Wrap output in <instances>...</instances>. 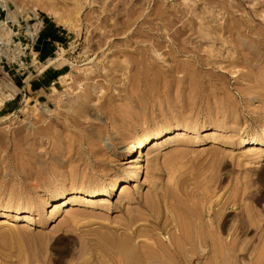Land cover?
I'll return each instance as SVG.
<instances>
[{
  "label": "rangeland",
  "instance_id": "1",
  "mask_svg": "<svg viewBox=\"0 0 264 264\" xmlns=\"http://www.w3.org/2000/svg\"><path fill=\"white\" fill-rule=\"evenodd\" d=\"M44 7L78 23L79 31L67 29ZM44 16L71 32L62 54L70 68L50 102L26 99L16 111L0 112V219L9 221L0 224V264H264V146H236L253 134L264 137V0H0L7 36ZM189 21L198 33L208 30L205 38L186 34ZM221 26L236 33L209 35ZM195 53L210 60L208 66L203 61L210 70L195 69L197 81L188 86ZM245 53L246 63L240 59ZM6 62L2 57L1 96L12 90L1 67ZM217 124L223 130H215ZM173 126L185 134L174 130L148 145L139 162L142 172L118 193H79L49 217L63 193L110 187L137 164L134 144L152 130ZM151 199L156 206L148 205ZM25 205L33 209L19 210ZM176 209L184 212L173 218ZM188 209L197 213L194 220L198 215L213 225L195 224L209 226L197 227L199 235L205 232L202 241L189 216L197 236L188 237L190 245L185 238L186 251L173 255L170 248L180 245L172 239L187 237ZM176 219L187 220V230ZM177 228L186 231L178 234ZM191 239L203 242L202 253ZM212 244H218L217 253ZM144 246L169 249L171 258L156 248L159 258L145 259L153 249L140 251ZM120 247L143 258L122 255Z\"/></svg>",
  "mask_w": 264,
  "mask_h": 264
},
{
  "label": "bare ground",
  "instance_id": "2",
  "mask_svg": "<svg viewBox=\"0 0 264 264\" xmlns=\"http://www.w3.org/2000/svg\"><path fill=\"white\" fill-rule=\"evenodd\" d=\"M55 2H56V0H55ZM4 6L6 7V8H8V6H7V4H4ZM36 9H33V11H35ZM43 11L46 13V14H50V15H53L54 17H56L57 18V20H60V22L67 28V29H73V30H76V31H79V25H78V23H74V21L73 22H68V21H63L62 19H60L58 16H61V15H57V12H54L51 8H46V7H44L43 8ZM56 11V10H55ZM33 14H34V12H33ZM190 21H192V20H190ZM189 21V22H190ZM57 22H59V21H57ZM188 23V22H187ZM186 24V23H185ZM185 26H187V28H186V30L189 32H186V34H190L191 36L193 35V34H195V33H198V32H196V30H198L199 31V28L198 29H195V25H194V23L193 22H190V24H188V25H185ZM211 27V26H210ZM209 27V28H210ZM184 28V29H185ZM201 28V27H200ZM208 28V29H209ZM219 28V27H218ZM235 27H228V28H225V27H222L221 26V28L220 29H217V28H210V30H209V32L211 33H209V35H213L214 34V36L217 34V36L219 35V33L221 32V33H223V35H225L226 33H230L229 35H231L232 34V36H233V32H235L236 33V30H237V28H236V30L234 29ZM246 28H250V27H246ZM245 28V29H246ZM183 29V30H184ZM207 29V28H206ZM232 29H234L233 31H232ZM219 30H221V31H219ZM239 30V29H238ZM208 30H206L205 31V33H204V30H203V28L200 30V33H198V34H200V37H204V34H206V32H207ZM216 32H218V33H216ZM185 33V32H184ZM237 33H240V31H238ZM243 32H241L240 34H242ZM239 34V35H240ZM7 35H10L9 34V31H8V29H7V27L6 26H4V28H3V26L2 25H0V43H2V41H4V40H2V39H6L8 42H12V36H7ZM208 35V36H209ZM221 35V34H220ZM244 36H245V34H243ZM198 36V35H197ZM206 36V35H205ZM214 36H212V37H214ZM199 37V36H198ZM210 37V36H209ZM219 37V36H218ZM239 37V36H238ZM240 37H242V35L240 36ZM193 38V37H192ZM196 38V37H195ZM205 38V37H204ZM211 38V37H210ZM215 38H217V37H215ZM243 38V37H242ZM191 38H189V40H190ZM212 39V38H211ZM214 39V38H213ZM218 39V38H217ZM216 39V40H217ZM234 39H238L237 37L236 38H234ZM2 40V41H1ZM192 40H194V39H192ZM244 41L245 39H240V41ZM191 41V40H190ZM239 41V40H238ZM189 42V41H188ZM245 42V41H244ZM240 43H242V42H240ZM190 45V44H189ZM188 46V45H187ZM186 46V47H187ZM196 47V46H195ZM188 49L189 48H187V51H188ZM194 49V48H193ZM192 49V50H193ZM191 49L189 50V53H191L190 51H192ZM211 50V49H210ZM210 50H206V51H210ZM203 51H205L204 49H203ZM194 52H197V51H194ZM231 52V51H230ZM240 52V51H239ZM0 54H2V49H0ZM3 54H6V52H4L3 51ZM210 54V53H209ZM240 54H242V53H240ZM246 55V56H245ZM245 55L244 56H241L242 58H240L241 60H242V62L243 61H245V63L247 62V60L249 59L247 56V54L245 53ZM190 56H192L191 54H190ZM208 56V55H207ZM211 56V55H210ZM233 56H235V55H233ZM233 56H232V59H233ZM237 56H240V55H237ZM205 57V56H204ZM203 57L200 55V54H197V53H195L193 56H192V59H193V61H188L190 64H189V66H188V64H187V66H188V69L190 70V72H192L193 74H194V72H195V69H199V70H201L202 72L205 70V72L206 73H208L209 74V70L206 68V69H204V63H203V61L204 62H206V60H203L202 59ZM248 58V59H247ZM191 59V60H192ZM206 59H210V57L209 58H206ZM232 59H230L231 61L230 62H232ZM237 59V61L238 60H240L238 57L236 58ZM250 59H251V57H250ZM234 60V59H233ZM65 61H69V60H65ZM210 61V60H209ZM208 61V62H209ZM208 62H206V65L207 64H210V62L208 63ZM213 62V61H212ZM214 63V62H213ZM213 63H212V65H213ZM72 64H74V63H72ZM186 64V63H185ZM233 64H234V62H233ZM186 66V67H187ZM194 66H196V68L194 67ZM208 66V65H207ZM206 66V67H207ZM235 66V65H234ZM190 67V68H189ZM211 67V66H210ZM223 68H225V66L223 67ZM185 69V68H184ZM187 69V70H188ZM198 70V71H199ZM211 71H212V69H211ZM210 71V73L212 74V72ZM191 73V74H192ZM196 73V72H195ZM189 74V75H188ZM187 74V77H189L190 76V80H192V81H190L189 80V78H188V86L189 85H191V83H193V82H195V81H197V80H195V81H193L195 78H196V76H195V74H194V76L195 77H193V79H192V76H191V74L190 73H188ZM192 74V75H193ZM201 74V73H200ZM185 75H186V71H185ZM198 75V74H197ZM65 77H68V72H67V74L66 75H64L62 78H65ZM208 77H209V75H208ZM189 82H191L190 84H189ZM68 83H70V82H68L67 81V84ZM194 84V83H193ZM195 87H196V83H195V85H194ZM192 88L193 87H191V91H192ZM2 88H0V90H1ZM194 89V88H193ZM196 89V88H195ZM3 94H4V96H1L0 95V106H2V104L4 103V100H5V98H8V97H12L13 96V93H12V90H7V91H4L3 90ZM5 97V98H4ZM190 101H191V99H190ZM193 101V100H192ZM188 102H189V100H188ZM231 104V103H230ZM222 127H224L222 124H217L216 126H215V130H223V128ZM176 128H177V126H173V127H168V128H166V129H162V128H157V129H155V130H152V131H150V133L148 134V135H146L145 137H143V139L140 141V142H138V144H134V148L132 147V149H130V151H133V150H136V162H137V164L136 165H134V166H131V167H129L130 169L128 170V173L126 174V175H124V176H122V177H120L119 179H116L113 183H112V185L110 186V187H108V188H103V189H101V190H95V189H93V190H91V191H89V188H87V189H83V188H78L77 190H76V192H77V194H72V195H68V196H64V193L62 194V197H61V199H59V200H57L56 202H54L53 203V209H52V211L50 212V216L49 217H53L54 215H56L59 211H60V209H61V206L62 205H64V204H66V203H72L73 204V202L75 201V197L76 198H79V193H89L90 194V197H92V198H103V197H106V196H110V195H112V194H115V193H118L121 189V184H123V183H128L129 181H131V180H134V179H136V177H137V175L139 174V173H141L142 172V165L139 163L142 159H143V157L145 156V149L147 148V146L148 145H150L154 140H156V139H158L160 136H162L164 133H168V132H172V131H174V130H176ZM183 130H186V131H189L190 129H189V126L188 125H186L185 126V128L183 129ZM212 133H214V131H212ZM255 133V132H254ZM184 135L185 134V132L184 131H180V130H176L175 131V135L176 136H180V135ZM216 134V133H215ZM259 145H263L264 146V137L263 138H257V135H255V134H253L252 135V137H250V138H241L240 140H239V142L237 143V145L236 146H240V147H243V146H249V147H257V146H259ZM136 146V147H135ZM108 147V146H107ZM129 150V149H128ZM261 156V160H264V153L262 154V155H260ZM92 182H94L93 180H92ZM90 183V182H89ZM86 184V183H85ZM88 186H90V185H88ZM90 188H91V186H90ZM92 189V188H91ZM149 201V200H148ZM152 201V202H151ZM151 204H148V205H153V206H156V203H154L153 202V199H151ZM158 201V200H157ZM86 203H88V204H90V205H95L96 203H95V201H90V200H87V201H85ZM154 203V204H153ZM151 208H153L152 206L149 208V209H151ZM4 209L5 210H17V207H12L11 205H6L5 207H4ZM33 209V206L32 205H25V206H22V207H20V209L19 210H21L22 212H30L31 210ZM72 209V207H70V208H68L67 210H66V212L67 213H69L70 215L71 214H73L71 211H73V209ZM184 209V208H183ZM71 210V211H70ZM153 211L155 210V207H154V209H152ZM176 210H178V212H176L177 214H175V213H173V214H175V216L173 215L172 217L173 218H175V217H178L177 215L178 214H182L183 212H184V210H182V209H176ZM183 212H182V211ZM189 210V209H188ZM195 210V209H194ZM179 211L180 212H182V213H179ZM191 211L192 210H189V212L191 213ZM192 213H194L195 215L197 214V213H195L194 211L192 212ZM192 213H191V215H192ZM199 213V212H198ZM202 213H204V212H202ZM186 214V215H185ZM194 214L191 216V215H187V213H184V215H185V217L186 216H188V218H187V220L188 219H190L191 217H192V220H194V218H195V216H194ZM69 215V216H70ZM163 215H167V214H163ZM183 215V214H182ZM182 215H180V218L181 217H183ZM201 215V214H200ZM72 216V215H71ZM189 216H190V218H189ZM164 217H166V216H164ZM200 217H202V216H200ZM168 218H169V216H168ZM185 218V219H186ZM199 218V216L197 215L196 216V219L194 220L195 222H193L191 219V221L194 223V226H195V224L196 225H198V223L200 224V222L199 221H203V219H198ZM204 218V217H203ZM185 219H183L184 221H187V220H185ZM183 220H181V222L182 223H180L179 221H178V219H176L175 221H177V223L179 222V227L180 226H184V229H186L187 230V227H185L186 225H184V223H183ZM210 221L209 219H206V221ZM130 222H131V219L129 220ZM198 221V222H197ZM201 221V222H202ZM204 221H205V218H204ZM204 221L202 222V223H204ZM205 221V222H206ZM7 223H9V221H8V219L7 218H4V219H0V224H7ZM157 223H159V222H157ZM164 223V222H163ZM189 223L191 224V222H189V220H188V232L186 231V230H183L182 228H180L181 230L180 231H182V233L184 232V231H186V233L187 234H189L190 232V235L188 236L186 233H184V234H186L185 236H187V237H183V238H180V239H175L177 236H175V238H173V237H171L170 239H172V241H173V243L172 244H177L178 242H179V245H180V247H171L170 249H172V253H174L173 255H175V252H181V250L182 249H185L186 248V244L187 243H185V245L182 243V242H187V240H185V238L186 239H188V243L190 242V239L188 238V237H190V236H193V235H195V234H192L193 233V231L195 230V228L197 229V230H201L202 228H207V226L208 225H210V223H211V221H210V223H208V222H206L205 224H206V226H204L202 223V225H200V226H202V228H199L198 226V228L195 226V228H194V226H192L193 228H191V226H189ZM192 223V224H193ZM212 225H213V223H211ZM211 225V226H212ZM217 226V225H216ZM177 227H178V224H177ZM209 227V226H208ZM213 227H215V226H213ZM219 226H217V228H212V229H214V230H218L219 228H218ZM129 228H130V226H129ZM230 228H233V227H230ZM136 229V228H135ZM138 229V228H137ZM178 229L179 228H177V232H178ZM212 229H211V233H212V235H213V232H214V230H213V232H212ZM134 230V229H133ZM132 230V228H131V231H133ZM142 229H140L139 228V230H137V231H141ZM196 230V231H197ZM200 230L198 231V234H197V232H196V234L198 235V236H200V237H202V238H200V237H198V238H200L201 240L203 239V236L202 235H204L203 233H205V232H203L202 233V235H199L201 232H200ZM228 230H229V228H228ZM136 231V230H135ZM176 231V230H175ZM174 231V232H175ZM179 231V232H180ZM190 231V232H189ZM202 231V230H201ZM210 231V230H209ZM219 232H221L220 231V229L218 230ZM173 232V233H174ZM179 232H178V234H179ZM200 232V233H199ZM216 232V231H215ZM218 232V233H219ZM230 232H231V229H230ZM229 232V233H230ZM143 232H141V234H142ZM176 233V232H175ZM194 233H195V231H194ZM232 233V232H231ZM141 234H138V236H140ZM181 234V233H180ZM192 234V235H191ZM221 234V233H220ZM219 234V235H220ZM233 234V233H232ZM137 235V234H136ZM143 235H144V233H143ZM176 235H177V233H176ZM183 235V234H182ZM197 235H195V236H197ZM211 235V234H210ZM137 236V237H138ZM172 236H173V234H172ZM205 236V235H204ZM216 236H217V233H216ZM216 236H215V233H214V237L216 238ZM131 237V236H130ZM129 237V238H130ZM136 237V236H135ZM214 237H210L211 238V243H213V244H216V243H218L219 244V246H220V241H217V242H213L214 241ZM219 237L221 238V236H217V238L216 239H219ZM133 238H134V236H133ZM178 238H179V236H178ZM191 238V237H190ZM195 239H197V240H199L197 237H194ZM125 239H128V238H125ZM124 239V240H125ZM131 239H132V237H131ZM183 241H182V240ZM195 239H191V241L192 240H194L193 242H191V243H193V244H195L196 242H198V241H196ZM124 240H123V242H124ZM128 240H130V239H128ZM167 240V239H166ZM169 240V239H168ZM176 240H180L181 241V243H180V241H176ZM185 240V241H184ZM201 240H199V241H201ZM205 240V239H204ZM170 241V240H169ZM203 241V240H202ZM233 242H234V239L232 240ZM120 242V246L122 245V241H119ZM122 242V243H121ZM126 242H128L127 240H126ZM130 242V241H129ZM128 242V243H129ZM168 242V241H167ZM171 242V241H170ZM175 242V243H174ZM205 242V241H204ZM166 243V242H165ZM164 243V245H165V247H167L168 245H169V243L167 244H165ZM203 243V242H202ZM202 243H197V244H199V245H197V247L198 246H201V244ZM211 243H210V246H211ZM153 244H155L154 242H153ZM160 244V243H159ZM171 244V243H170ZM175 244V245H176ZM213 244H212V247H210V248H214V249H216V250H212V252L214 253V252H216L217 253V250H219V246H218V244L216 245V246H214L213 247ZM118 245H119V243H118ZM162 245V244H161ZM174 245V246H175ZM181 245L183 246V247H185V248H183V247H181ZM189 245H190V243H189ZM123 247L125 246V245H122ZM155 246H157L156 244H155ZM163 246V245H162ZM162 246H159L160 248H162ZM176 246H178V245H176ZM195 247H196V244L194 245ZM123 247H120L121 249H119L120 251L123 249ZM147 247L148 246H144V248H146L147 249ZM159 247H154V248H149V250L147 251L146 249L145 250H140V251H146V252H149V251H152V249H153V254H150L148 257H146V256H144V258L145 259H148L149 260V257H151L152 256V258H153V255H155V257L157 258L158 256H159V254H160V252L162 251V255L163 256H165L164 254L166 253L167 254V251L169 250V249H166V251L164 250V248L162 249V250H159L158 248ZM201 247H203V246H201ZM216 247V248H215ZM119 248V247H118ZM126 248V249H125ZM124 248V250L125 251H127L128 253H129V251L131 250L130 248H128V247H125ZM156 248L160 251H158V254H157V252H154V250H156ZM168 248H169V246H168ZM199 248V250L201 251L203 248H200V247H198ZM188 249V248H187ZM195 249H197V248H195ZM199 250H197V251H199ZM123 251V250H122ZM125 251H123V253L122 252H120L122 255L123 254H125V255H128V256H130L129 258H131V256H133L134 255V252H133V250H132V252H133V254H132V252L130 251V253L129 254H131V255H129V254H127V253H125ZM157 251V250H156ZM164 251H165V253H164ZM184 251H186V249L184 250ZM204 250H202L201 251V253L203 252ZM152 252H150V253H152ZM138 253H140V255H141V253L142 252H138ZM138 253H136L134 256H135V258H137L138 256H139V254ZM172 253H170V251H169V254L170 255H172ZM186 253V252H185ZM184 253V254H185ZM215 253V254H216ZM158 256H157V255ZM169 254H167V257L168 258H171L170 256H169ZM199 253H197V255H198ZM124 255V256H125ZM200 255H202V254H200ZM128 256L127 257H125V258H128ZM134 256L132 257V258H134ZM143 255H141L140 257L141 258H143L142 257ZM140 257H138L137 259H141ZM154 257V258H155ZM160 257H162V256H160ZM153 258V259H154ZM159 258V257H158ZM173 258H175L174 256H173ZM176 258H179V257H176ZM197 264H200V263H197Z\"/></svg>",
  "mask_w": 264,
  "mask_h": 264
},
{
  "label": "crops",
  "instance_id": "3",
  "mask_svg": "<svg viewBox=\"0 0 264 264\" xmlns=\"http://www.w3.org/2000/svg\"><path fill=\"white\" fill-rule=\"evenodd\" d=\"M37 22L40 30L24 57L25 64L5 68L14 95L0 106L3 114L16 111L26 99L50 102L53 89L69 72L70 63L62 54L69 49L71 32L49 16L38 17Z\"/></svg>",
  "mask_w": 264,
  "mask_h": 264
},
{
  "label": "built area",
  "instance_id": "4",
  "mask_svg": "<svg viewBox=\"0 0 264 264\" xmlns=\"http://www.w3.org/2000/svg\"><path fill=\"white\" fill-rule=\"evenodd\" d=\"M40 30V24H38L37 20L34 23H25V25L21 28V33L15 32L12 35V42H8L6 39H2V45H4L5 49H2V52H6V54L0 55V60L2 61V57L6 59V65H2V69L9 68L13 65H17L18 67H22L24 62V57L26 56L31 44L37 39L38 33ZM7 46V48L5 47ZM3 47V46H2ZM18 48V53L16 54L15 49ZM17 58V59H16ZM7 66V67H5Z\"/></svg>",
  "mask_w": 264,
  "mask_h": 264
}]
</instances>
